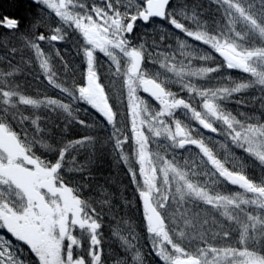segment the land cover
Returning a JSON list of instances; mask_svg holds the SVG:
<instances>
[{"label":"snow or ice","instance_id":"obj_1","mask_svg":"<svg viewBox=\"0 0 264 264\" xmlns=\"http://www.w3.org/2000/svg\"><path fill=\"white\" fill-rule=\"evenodd\" d=\"M220 4L224 10L227 20V27L235 32L237 22L244 23L248 29L254 33L264 44V0L260 2V8L257 9L254 4L244 3L242 0H214ZM46 6L60 24H71L83 37V54L86 58V84L81 85L79 92L84 99L90 103L101 115L106 117L107 123L112 127V138L115 148L120 152L121 158L127 163V156L123 153V146L133 140L138 145V164L140 177L143 180L146 190L138 189L141 197L142 206L145 211V220L148 225V231L156 234L157 239L153 241L152 247L156 255L164 264H178L177 254L183 253L177 239L164 223L160 236L152 226L153 215L164 221V216L159 212L161 208H167L169 201L180 204L185 196L199 200L210 208L223 207L225 211L222 215L229 222V228L235 224L239 233L238 243L247 247V239L250 232L260 231L264 233V213L253 215L245 212L242 206L252 205L255 208L264 209V182H253L242 170L229 168L220 160L211 144L210 138L203 135L202 130L215 133L230 138L231 142L242 148L245 152L255 157L261 164H264V123L256 118H246L240 120L237 116L221 107V101L229 98L233 94L240 93L247 87L244 83H234L231 85H220L217 87L206 88L199 87L194 81L197 78L203 79L209 74L218 71V67L196 66L193 62L199 60L213 59L211 56H197L193 50V45L189 40L199 42L210 47L215 53L222 57L223 64L229 69H239L245 73H250L255 79L253 82L264 86V68L257 69L253 66L252 60L264 59V46L245 49L238 52L239 45L227 39L222 40L204 27L197 24L190 26L184 22L188 19L187 14L183 13L184 19L178 18L177 14L170 12V0H163L158 10L149 12L146 7L148 0H128L127 3H121V0H105L102 6L93 4L91 7L81 3L79 7L83 12H75L76 5L73 0H37ZM182 11V10H181ZM148 14H145V13ZM152 17L161 19L167 18L169 23L177 30L182 32L186 39H176V47L172 51H157L154 54L146 51L145 44L141 43L135 47L131 46L128 40V34L132 33L137 20L148 22ZM20 21L11 15L0 13V28L6 29L7 33L3 39L5 48L11 45V39L16 38L23 42L26 49H30L35 58V72L42 75L47 84L64 93L57 83L58 73L52 62V56L41 46V42L53 44L64 40V33L61 27H52L44 20L38 19L31 25V35L18 33ZM38 28H44V32L37 33ZM9 34H13L10 36ZM240 36L239 32H236ZM165 37L161 36L163 40ZM156 44V41H153ZM171 47V46H169ZM109 48L117 50V55L109 54L114 70L111 75L119 78V82H112L114 93L122 99L121 90H126V101L123 102L126 111L123 113V119L113 121V116L108 111V104L104 102L103 93L97 91L100 83L97 82L98 72L95 66V52L97 50L105 51ZM12 53H17L15 46H10ZM57 57L63 62L59 49L53 46L52 49ZM179 54V59L177 58ZM147 55L148 59L158 64L162 69L171 73L176 78V83L181 86V91H186L187 96H181L178 93L167 90L164 81L159 74L150 76L144 68L143 61ZM121 57L124 58L122 64ZM3 60V57H0ZM30 62V61H28ZM31 63V62H30ZM64 69L68 65L64 64ZM21 72L17 64L9 63L7 69L0 68V97L3 103L9 107L16 108L19 105L25 107L38 108L47 103L54 105L57 100L51 96L42 98H33L24 92L19 91V84L15 83L14 77ZM141 77H143L141 79ZM127 81V83H126ZM134 81H136L134 83ZM142 86V87H141ZM149 94L159 104V109H150L146 100L141 98L139 91ZM67 107V105H65ZM264 107V105H262ZM186 110L190 120L195 121L198 127L185 124L179 119H175V113L178 110ZM252 119L254 122H249ZM126 122V123H125ZM84 124V121H80ZM219 123V127L217 124ZM37 125V121H32ZM123 124L130 132L125 134L121 132L120 125ZM37 130H40L37 125ZM119 133V135H118ZM164 137L171 142L173 148L185 149L187 146L194 147L197 151L191 153L199 160L200 164L210 168L213 175L219 179L238 185L244 190V193H252V198L247 199L241 193L231 195H216L194 183L186 170L189 167L188 159H184L183 165L178 163L176 156H169L167 153L161 155L159 152H152L151 145L157 138ZM90 140L85 136L80 140L71 141L66 149L59 153L56 167H60V162L64 159L68 148L83 144ZM155 156V159H153ZM147 162V163H146ZM148 165H151L149 172ZM195 166V161L193 165ZM133 183H137V173L134 169H128ZM194 174V173H193ZM161 183L166 186L165 191L161 193ZM160 194V200L152 206V193ZM179 196V199H177ZM228 207L240 209L244 212V220L239 216H233L228 211ZM187 212V209H185ZM185 212L181 213L183 218ZM198 214L193 213L191 219L184 221L186 229L196 228L199 222ZM200 223H207L206 220ZM94 229L98 230L101 225L94 223ZM229 228L220 225V231L214 233L215 236L227 241L231 239L232 233ZM180 237L185 235L184 231L179 232ZM97 245L100 241L96 240ZM19 249L17 250V246ZM134 246L128 245L129 249ZM27 251L31 257V264H45L44 256L37 246L26 239H22L16 233L10 231L7 227L0 224V264H25L20 255ZM185 256L195 257L192 264H233L236 258V249L230 246L213 247L199 249L197 253H183ZM103 249L99 251L93 247L89 252L88 264H103ZM211 255V259H209ZM229 255L233 259H228ZM259 264H264V256H256L251 253ZM65 264H86L85 257H75L71 252L62 254ZM139 253L132 255V260L138 261ZM239 264H247L243 256L240 257Z\"/></svg>","mask_w":264,"mask_h":264},{"label":"trees","instance_id":"obj_2","mask_svg":"<svg viewBox=\"0 0 264 264\" xmlns=\"http://www.w3.org/2000/svg\"><path fill=\"white\" fill-rule=\"evenodd\" d=\"M244 3H251L254 4L257 9L260 8V2L261 0H242ZM97 3L96 6H102L105 3V0H85V4L89 7L93 4ZM121 3H124L123 0H121ZM195 10V16L199 17L204 15H208L207 13H210V17L213 18V22H219V21H225V18L221 14L223 12V9L220 7V4L215 3L214 0H172L171 5L169 6V11H173L179 14L180 19H184L183 13H186L187 16H191V10ZM39 4L37 5H31L30 3L24 1V0H0V13L5 15H11L15 19L20 21L17 32L20 31H31V25L38 19H42L45 21V23L50 24L52 27L61 26V24L58 22V18L52 15L51 12L41 9V12L39 11ZM182 10V11H181ZM188 19H184V22L186 24L189 23L187 21ZM190 25V24H189ZM210 25V24H209ZM155 31H153V29ZM28 29V30H27ZM151 29L152 31L149 32L147 30ZM44 28H38L37 33L44 32ZM7 33L6 29L0 28V40H2L1 36H4ZM72 33V30L71 32ZM72 37L70 38L69 42L61 41L58 44H48L50 45V50L48 53L55 59V63L59 66L61 64H67L68 65V79L75 80V83L78 85H84V81L86 80V70H87V63L86 58L83 54V48L82 43L83 40H79V37L70 35ZM153 35H152V34ZM28 34V33H27ZM176 34V36H175ZM10 35V34H9ZM29 35V34H28ZM161 36H164L165 38L163 40L160 39ZM186 39V37L183 34L176 33L172 30L171 26L168 24V19L165 18L163 21H151L148 25H142L137 24L135 26V29L131 34H128V40L131 44V46L135 47L141 43L145 44L146 51L149 53H155L157 51H172L176 47V39ZM153 41H156V44L150 46L149 43ZM13 42V41H12ZM189 43L193 45V50L195 51L197 56H211L213 59L209 60H196V66H208V67H217L220 65V63H214L216 60V57L214 56V53L205 45L199 43L190 41ZM15 45V44H14ZM19 45H22V43H19ZM43 45V44H42ZM53 46L56 49H59L60 55L65 59H63V62H61L60 58L57 57L54 53ZM171 46V47H169ZM80 47V48H79ZM84 47V46H83ZM24 52L19 53V56L16 57L14 53H9V59L4 61L5 66H9V63L11 64H17L21 68V72L25 73L24 78H20V80H23L26 83H29L30 81H36L35 83L43 85L44 77L42 75H38V73L35 72L36 66L35 64V58L31 55L29 50H24ZM53 51V52H51ZM99 52L95 53V64L96 68H98L99 71V80L102 84L106 86V91L110 93V91L113 92L112 88V82H119V78L117 79L113 75H109L110 71H112V64L106 57L103 56V54H98ZM29 54L32 57V61L29 58ZM33 54V53H32ZM26 57V58H25ZM177 58L179 59V54L177 53ZM99 60V61H97ZM2 61V60H0ZM28 61H30L28 63ZM151 62L147 55L144 59V68H146V65ZM153 68L156 69V64L152 63ZM25 66L27 69L25 71ZM223 75L225 74V71L222 69ZM230 74H237V73H230ZM109 75V76H108ZM150 75V74H149ZM213 75L215 76V72L209 74V77ZM153 76V75H151ZM237 76V75H236ZM246 82V81H245ZM248 82V81H247ZM205 86L206 84H199L198 86ZM108 87V88H107ZM259 87H255L252 85L250 88L241 91L238 96H231L230 99L227 102H224L222 107L225 111L231 112L233 115L237 116L240 120H245L246 118H256L259 120V122L264 123V92H262V89H258ZM43 87L41 86L40 91H36L37 97L42 98L41 95ZM25 92V91H24ZM111 92V93H112ZM63 94V93H61ZM36 94L32 95L35 96ZM47 96H50L47 94ZM55 96V95H54ZM53 97V96H51ZM53 98H56L53 97ZM63 99V98H62ZM65 100V99H63ZM77 109L79 108L78 105L75 106ZM84 110L80 111L78 109L77 115V122L78 124L75 126L73 125V122H70L67 120V123L65 125H70L68 129L65 131L62 130L61 132H54L51 137V139H54L57 141V143H66L71 142L75 140H80L85 136L96 138L100 135L99 139H96L95 142H92L93 139H90V141L87 143L90 145L88 148V153L82 158H73L71 155L66 157V160L74 159L76 163H72L70 166L71 168H76L79 166L80 162L79 160L89 159L88 165L80 170L75 169L72 171V173L68 171L64 172L65 169H63L62 172L63 176H59V178L70 185L72 188V191L74 193V196L77 198H80L81 196L86 198V194L84 193V188L88 189H94L95 190V196L97 195V188L99 189V193L97 195V198L101 201L103 195H107L108 201H111L112 204L114 203L113 207L110 208V211H115L116 214H120V216L116 217L117 220H119V223H112L111 226H108L110 222L108 220H104L105 224L99 228V230L95 231V239L100 241V244L97 245V251L102 247L103 249V255H102V261L103 264H164V262L160 259L159 256L156 255L155 251L153 250L152 243L154 241V237L149 236L147 229L145 228V219L143 218V208L141 203V197L139 196L138 189H139V178L137 176V183H133L132 178L129 174L128 169L132 168L135 170L134 167L128 166V161L125 163V161L116 159L115 162H113V159L116 157H119L118 153L116 152V148L114 146V140L112 138L113 129L111 126H109L107 123L103 122L101 118L95 113V111L92 108H88L87 106H83ZM0 109V123L5 124L7 129L13 133L16 137V134H19L18 140L21 141L24 144H26V140L29 139L28 136L24 135L23 138L20 135L23 132H18L17 128H15L11 124V117H9V120L7 119L9 115L5 114ZM27 113L26 111L24 114ZM177 119V118H176ZM179 120L184 122L185 124H189L193 127H198L195 121L190 120L189 115H184L182 117H179ZM80 121H84V124H81ZM249 122H254L252 119H249ZM99 125L98 129L96 127ZM121 132L125 134L128 133V129L121 124ZM219 123L217 124V127H219ZM63 126L59 127V129H62ZM203 131V135L205 137L210 138L209 143L211 144L213 150L216 153V156L222 160L227 167L229 168H236L239 170H242L245 172V174L255 183H262L264 182V164H261L255 157L250 155L249 153L245 152L242 148H238L234 151V147L231 146L229 142H225V137H222V135H218L211 132H205ZM119 135V134H118ZM130 135V134H129ZM27 137V138H26ZM222 137V138H221ZM25 138V139H24ZM46 138H49L48 135H46ZM25 140V141H24ZM49 140L46 139V142ZM131 139L128 143H126V146H129V149L132 150V143ZM227 141V140H226ZM158 144L155 148L153 145L151 147H154L158 150L159 153H163V149L167 147V145H171V142L165 139L164 137L157 138L156 141ZM154 143V142H153ZM50 144V142L48 143ZM172 146V145H171ZM189 149H191V153H195L197 150L192 146H187L185 149H176L177 151L175 153L169 154V158L171 156H176V160L184 161L185 158L189 161V167L186 169L189 170H195L198 167L199 160L196 159L194 156L188 155L191 154ZM153 151V153H154ZM49 152V151H48ZM39 154V152L37 153ZM180 154V155H179ZM187 154V157L185 156ZM40 157V156H39ZM42 158V157H40ZM45 162H47L48 167H54L53 164L56 160H53V158L48 154L45 156ZM193 160H190L192 159ZM127 160H129L127 158ZM192 163H191V162ZM193 161H195V166L193 165ZM74 162V161H73ZM79 163V164H78ZM180 163V162H179ZM192 166V167H191ZM77 171H80L79 173ZM136 171V170H135ZM209 173H211V169L208 168ZM84 177L86 179H84ZM212 183V182H210ZM217 183V181H216ZM227 185L224 186L223 183H218L216 185L213 183L211 187H209L210 194L215 193V189L218 188L219 191L222 189L225 190H232L234 188V185L229 184L226 182ZM107 185L110 187V191L107 190ZM97 187V188H96ZM235 189V188H234ZM106 190V191H105ZM80 191V192H79ZM90 191V192H91ZM102 191V192H101ZM228 191V192H229ZM239 191L241 189L239 188ZM79 192V193H78ZM216 195V194H214ZM106 198V199H107ZM185 201L183 200V203ZM182 204V203H180ZM244 208L245 212L251 213L253 215H261V212L258 211V208L253 207L252 205H245L242 206ZM177 208L181 209L182 212H185V209H188L187 205L182 206H176ZM227 210L231 215L233 216H239L241 220H244V212L240 211V209H230ZM178 211V210H177ZM193 211L190 216H187L186 218L191 219L192 214L196 213L198 214V223H200L202 220H206L207 223L198 224L196 228H191L192 232L189 229H186L184 226V217L180 218L179 226L177 227L179 231H184L185 235L181 238H177L178 233L175 231V225L174 222L177 224V219L173 217V213H170L169 219L165 217L164 215V221L163 224H167V228L172 232V235L177 239V242L179 243L180 247L183 249V253H197L199 249H201L204 244L203 243H209L211 239L207 240V235L201 237L202 232H204L203 229H208L210 231L215 230H221L220 225L223 224L225 228L229 226V222L225 219V217L222 215L223 211H220L219 213L211 210L209 214L202 211L199 206L196 205V208H193ZM175 214V213H174ZM201 215H204L201 217ZM101 220V218H100ZM114 220V219H113ZM126 223V231L124 229L119 228L118 225H122ZM233 226V227H232ZM118 232L122 233L123 236L121 237ZM229 230L232 233L231 239H233L236 234L238 233L237 227L235 224L231 225ZM131 231L136 234L135 238L132 239V235H128L131 233ZM177 233V234H176ZM206 232H204L205 234ZM209 233V231H208ZM257 235L254 236L255 240L261 239L262 242L259 243L260 250L253 249L249 244V250L254 252L256 255L257 253L259 255L264 256V237H260L262 234L260 231L256 232H250L249 235ZM176 234V236H175ZM127 237V238H126ZM132 239V241H131ZM206 239V240H205ZM219 241L217 243H220V237L217 236ZM230 242V240H227ZM201 244H203L201 246ZM128 245L134 246L132 249L128 248ZM252 245V244H251ZM195 251V252H194ZM134 253L140 254V259L138 261L132 260V255ZM183 253L177 254V260H183L185 255ZM193 257V256H190ZM195 258V257H193Z\"/></svg>","mask_w":264,"mask_h":264},{"label":"rangeland","instance_id":"obj_3","mask_svg":"<svg viewBox=\"0 0 264 264\" xmlns=\"http://www.w3.org/2000/svg\"><path fill=\"white\" fill-rule=\"evenodd\" d=\"M77 1L78 2H77V4H75L76 7L73 9V11L83 12L84 9H81L79 7V5L81 3H85V0H77ZM123 2L127 3L128 0H123ZM88 5H90V4H87L86 6H88ZM96 5H97V3H96ZM39 8H40V10H39L40 12H41L42 8H45L46 10H48V8L41 3L39 5ZM49 12H51V11H49ZM170 12H173V11H170ZM194 12H195V10L192 9L191 10V16H187L188 17L187 21H189L188 24H190V26H196L197 24H199L200 26L204 27L207 31H209V32H211L217 36H220L222 40L227 39L229 41L235 42L237 45H239V48L237 49L238 52H243L245 49L250 50L254 47L264 46V44L261 43L260 39L254 33H252L248 29L247 25L244 23L237 22L235 24V32L230 30L229 27H227V20L225 18L224 10L221 14V17L223 16L225 18L226 22L219 21L218 23L213 22V18L210 17L211 16L210 13H207L208 15L203 14L199 18V17L195 16L196 12L195 13ZM52 14H53V16H55L54 13H52ZM174 14H177V16L179 18L178 13L174 12ZM168 24H169V26H171V28L174 32L183 34L179 30L175 29L169 23V20H168ZM59 27H61L63 30V33H64V40L63 41L64 42H66V41L69 42L70 38H72L69 36V33L71 32V30H72V33H70V35L73 36V34H74V36H76V39L78 36H80L79 40H83L82 35L71 24H61V26H59ZM147 31L151 32L152 30L149 29ZM153 31H155V29H153ZM236 32H239L240 36H237ZM18 33H25V34L28 33L29 35H31V31H29V30L28 31H20ZM12 35L13 34H10V36H12ZM175 36H176V34H175ZM3 37L4 36H1L2 40H0V57H3V60L0 61V68L7 69L8 66H5L4 61L7 59L10 60L9 53H12L10 50V46H15L18 49L17 53H14L16 55V57L19 56V53L24 52L23 49L25 50L26 48L24 47L23 42L19 41L16 38H12L11 39V45L9 46V48H5V41H4ZM190 41H192V40H190ZM19 43H22V45H19ZM53 43L58 44L59 42H53ZM149 44L153 48L154 44H152V42ZM41 46L43 48H45V51L48 53V51L50 50V45L46 44V42H41ZM83 46L84 47L86 46L84 44V40H83L81 48H83ZM206 47H208V46H206ZM208 48L214 53V56L216 57V60L214 63H220V65L217 66L218 71L215 72V76L211 75L210 77L207 76L203 79H200V78L195 79L194 82L197 85H199V84L201 85V83L206 84L205 86L203 85L200 87L212 88V87H217L220 85H231V84L238 83V82H245V81L249 82V81H253L255 79L250 73H245L239 69L227 68L226 65L223 64L221 58L219 57V54L215 53L214 50H212L210 47H208ZM26 50H29L31 55L34 58V54H32L33 52L30 49H26ZM51 52H53V51H51ZM96 52H99V50H97ZM98 54H101V52H99ZM31 55L29 54V58L32 61ZM104 57H106V56H104ZM96 58H97V56L95 57V59ZM106 58L109 59L108 57H106ZM63 59H65V57ZM97 61H99V60H97ZM109 61L111 62L110 59H109ZM121 61L123 64V62H124L123 57H121ZM52 62H53L54 66L57 70L58 77L61 80H69L70 81V79H68V77H69L68 72H67V70L64 69V64H61L59 66L58 64L55 63V59H53V57H52ZM193 63L195 65H197L196 60ZM111 64H112V62H111ZM252 64L257 69L264 68V59L253 58ZM95 66H96V64H95ZM27 67H29V66H25L23 71H25L27 69ZM111 69L114 70L113 65H112ZM222 69L225 71L224 75H223ZM96 70L99 71L98 68H96ZM145 70L147 71L148 74H150V76L151 75L155 76L156 74H159L160 78L164 81V86L166 87L167 90L178 93L181 96H187L186 91L182 92L181 86L178 83H176V78L171 73L167 72L165 69H162L158 64H156V69H155V68H153V65L151 64V62H149L148 65H146ZM230 73H237L236 74L237 76L235 74L233 75ZM109 75H110V73H109ZM24 77H25V73H23V72L18 73V75L14 77L15 83L19 84V91H21V92L25 91L24 93H26L27 95H30V96L36 94L35 96H32L33 98L39 99L37 97V95H39V94H37L36 91H40V88L42 86L43 87V89H42L43 95H41L42 97L47 96V94H49L50 96H53V97L56 96V98H59V99L63 98V99H65L66 102L70 99L67 96V94H65V93L61 94L62 92L60 90H58V89L54 88L53 86L47 84L46 80H44L43 85H41L40 83L39 84L35 83L36 81H30L29 83H26L23 80H20V78H24ZM116 78L118 79V77H116ZM84 84H86V80L84 81ZM253 85L255 87H259L258 89H262V92H264V86H260L258 84H253ZM111 92L112 91H110V94H111ZM138 94L141 96V98L146 100L150 109H157V110L159 109L160 106H159L158 102L155 101L154 98L149 97L142 90L139 91ZM238 94L239 93L233 94L232 96L235 97V96H238ZM121 96H122V101L123 102L126 101V90H123V89L121 90ZM230 97L220 102L221 107H222L224 102L231 100ZM76 105L79 106L78 109L80 111L84 110L83 106H85V107L87 106L88 108H92L95 111V113L99 116V118H101V120H103V122H105V124L107 123L106 119L103 118V116L95 108H93L91 105H89L86 101H76L75 106ZM51 107L52 106L44 107L43 105H41L38 108H32L30 106L25 107L23 105H19L16 108H12V107H9L8 105H5L3 103V98L0 97V109H2L1 111L4 112L5 114L9 115L7 118L8 120H9V117H11V121H12L11 124L15 128H17L18 132H23L20 134L22 136V138L24 135L28 136V138H29L26 140V142H25L26 144H24V146L22 145L24 151L27 152V154L29 155L30 158H32L33 160H37L39 165L43 166L44 167L43 169L46 172L53 174L55 171V175H57L59 177V176H63V173L66 171H68L67 174H69V172L72 173V171H74L75 169L80 170V167H81V169H83L84 167H86L88 165L87 163L89 162V159L87 158L84 160H79L82 162H80V164L78 163L79 166H77L76 168H71L70 165L72 163H76V162L74 159L66 160V157L71 155L73 158H75V157L76 158H79V157L82 158V156H84L88 153V148L90 147V145L87 143L90 140H88L87 142H85L83 144L76 145L73 148H68L67 153L64 156V159L60 162V167L57 168L56 163H57V160L59 158V153H60L59 149H60V147H66L67 148L68 142L57 143V141H55L54 139H51L50 136H52L55 131L61 132L62 130L65 131V129H68L70 127V125H68V126L65 125L67 123V120H69L70 122H73L74 123L73 125L76 126L78 124V122L76 121L78 118L75 121H71L70 118L66 116V114L60 112L59 110L53 111V110H51ZM25 111L27 113L24 114ZM124 111H126L125 108H124ZM185 111L186 110H183V109L178 110L174 114L175 119L176 118L179 119V117L184 116ZM26 117H27V119H26ZM37 117H39V120L37 121V125L39 126L40 129H42V131H40L39 133L37 132V125H33L31 122L32 120H36ZM61 126H63V128L59 129V127H61ZM120 126H122V125H120ZM98 127H99V125L96 127V129H98ZM5 128L7 129L6 126H5ZM8 132L11 133L9 130H8ZM128 133L130 134L129 130H128ZM46 135H48L49 138H46ZM93 136H94V134H93ZM99 137H100V135L98 137L94 138L92 142H95L96 139H99ZM222 137H225V139L227 140V141L225 140V142H229L231 144V146L234 147V151L237 150L238 148H240L237 145L233 144L231 142L230 138H227L226 136H222ZM46 139L49 141L46 142ZM49 142H50V144H48ZM131 143L133 144L132 145L133 149L130 150L129 146H126V144H125L123 146V153L129 159V160H127L128 166L130 165V166L134 167L136 170L137 176L139 178V189L146 190L144 188V183L140 177V172H139L138 151H137L138 145L135 144V142L133 140L131 141ZM50 145H54L55 148H53ZM152 145L155 148L157 147V149H158L157 142L152 143ZM31 146H34V147H31ZM154 147H151L152 152L154 151ZM161 148H162V150H160V151H163V153H160L161 155H163L164 153H167V155L169 156V154L175 153L177 151L176 148H173L171 145H167V147H165L164 149H163V146ZM38 152H39V154H37ZM116 152L118 153L119 157H116L115 159H113V162H115L116 159L124 161L121 158V154L117 149H116ZM156 152H158V150L155 149L154 154ZM48 154H50V156L53 158V160H56L53 164L54 167H48L47 163L45 162V159H46L45 156H47ZM188 155H191V154H188ZM39 156L42 158H40ZM185 156L187 157V154ZM153 159H155V156H153ZM190 160H193V158ZM43 162L46 164H44ZM179 162L181 165H183L182 160ZM148 167H149V172H151V165H148ZM63 169H65L64 172H62ZM74 172H76V171H74ZM77 172L79 173L80 171H77ZM188 172H189L190 178L192 179V181L194 183H198L201 187L206 188L207 190H209V187H211V185L213 183H215L216 185H218V183H223L224 186L227 185L226 181H224L223 179H219L218 177L214 176L212 172L209 173L208 167H206L203 164H200V162L198 164V167L195 170H189ZM84 179H86V178L84 177ZM44 181H51V178H50V180L48 178H46V179H44ZM216 181H217V183H216ZM210 182H212V183H210ZM212 186H214V185H212ZM160 187H161V193H163L165 191L166 186L163 185V183H161ZM234 188L230 191L227 190V188H226V192L223 189L221 191H219V189L216 188L214 194L219 193L221 195H231L234 193H241L244 196V198H247V199L252 198V193H244V190L241 188H240L241 191H239V187H237V186H234ZM58 190H59V186L55 185V187H53V189L50 192H48L45 189V193H44L45 207L49 211V222L46 221V219L44 218L43 228H42V234L44 236V239L46 238V241L48 243V249H49V252H41V254L44 256L45 264H65V260L62 258V254L65 252H71V254L75 257H81V256L85 257L86 264H88V260L90 259L89 258L90 250L93 247H95L97 250L96 239H95V236H96L95 231H97V230L94 229V227H93L94 223H99L102 227L105 224L104 220H108L110 222V224L108 226L112 227L111 226L112 223L120 224L119 220L116 219V217L120 216V214H116L115 211L114 212L110 211V208L113 207L114 203L112 204L111 201H108L107 195H103L101 201L97 198V195L99 193L98 188H97V195L96 196H95V193H96L95 190L92 189V191H91V189H88V188H84V190H83L84 193L86 194L85 195L86 198H84L82 196L80 198L73 196V199L76 198V200H78V204H74L73 207L63 203ZM107 190L110 191V187L108 185H107ZM0 196H1V194H0ZM4 199H6V198H4V197L0 198V210H2V211H4L6 209V206H7V203L5 202ZM177 199H179V196H177ZM159 200H160V194L153 192L152 193V201H151L152 206L155 207L156 202H158ZM184 201H185L184 203L182 201L181 202L182 204H179V205L176 204L174 201H169V206L167 208L159 209V212L162 213L163 216L165 215V217H167L168 219L170 217L171 212L173 213V217H175V219H177V217H178L177 224L175 222L173 224V225H175V228H176L175 231L178 234H179V232H181V231L178 232L179 229L177 227L179 226V221L181 218L180 216H181L182 211L179 208H177V210H178L177 211L175 209L176 206H182L184 204L188 206L189 210L187 212H185V214H186L185 218L187 216H190L191 213L194 212L193 208H196V205L199 206V208L207 214H209L211 210L215 211L216 213L217 212L219 213L220 211H223V212L225 211V209L223 207L210 208L208 205L204 204L203 202H201L199 200L193 199L190 196H185ZM18 207H19V205H18ZM229 208L232 209L233 207H229ZM17 209H19V208H17ZM233 209L236 210V208H233ZM227 210H229V209L227 208ZM33 211L35 212L34 207H33ZM258 211H260L261 214L264 213V209L258 208ZM30 212L31 211H29L28 213L30 214ZM24 213H25V210H22V211L18 212V215H20L23 218L26 217L27 220H30L32 223H35L37 221L42 222V220L39 219V216L36 213L33 217L34 220L31 219L30 215H27ZM75 216H77V218H78L77 223L74 221ZM203 216L204 215H201V217H203ZM204 217H203V219H205ZM100 218H101V220H100ZM143 218L145 219V213L144 212H143ZM37 219H39V220H37ZM186 219H188V218H186ZM186 219H184V220H186ZM203 221L204 220H202L201 222H203ZM145 222H146V220H145ZM198 224H202V223H198ZM198 224H197V226H199ZM37 225L42 227L41 223L37 224ZM118 226H119V228L124 229V231H126L125 230L126 229L125 227L127 226L126 223H124L122 225V227H121V225H118ZM145 226H146L145 228L147 229V232L149 233L148 235L154 237V240H156L157 235L150 233L148 231L147 222L145 223ZM162 227H163V224L157 225L155 227L156 232L160 236H162L164 234L161 231ZM227 228H229V226H227ZM203 230L206 233L204 234V232L201 231V233H202L201 237L207 235V240L211 239L210 241H212V242L203 243L204 246L202 248H208L210 245L213 247L230 246V247L236 249V258L234 259L233 264H239V260H240L241 256H243L244 260L247 261V264H259V262L256 259H254L252 257V255H250L252 253V251L249 250V244L253 249H256V250L261 249L259 247L260 246L259 243H261L262 240L261 239L255 240L254 236L255 237L257 236V235H255V233H254V235L248 236V239H247V245L248 246L245 247L244 245L238 243L239 233H237L233 239H230V242L225 241V240L221 239V237H220V243H217L219 240L216 239L217 236H215L214 233H216L220 230H218V229L215 231H210L208 229H206V230L203 229ZM190 231L192 232L191 228H190ZM208 231H209V233H208ZM117 232H118V230H117ZM118 234H120L121 237H124L123 232L122 233L118 232ZM176 234H175V236H176ZM128 235H132V239H133V238H135L136 234H134L131 231V233H129ZM260 237H264V233H262L260 235ZM177 238L179 240V238H181V237L178 235ZM70 239L72 240V244H70L68 242ZM132 239H131V241H132ZM203 244H201V246ZM62 248H64V252L60 251V250H63ZM211 258H212L211 255H209V259H211ZM228 259H233V257L231 255H229ZM193 260H194L193 257L185 256L183 260L179 259L177 261H178V264H192ZM69 264H73V262H69Z\"/></svg>","mask_w":264,"mask_h":264},{"label":"flooded vegetation","instance_id":"obj_4","mask_svg":"<svg viewBox=\"0 0 264 264\" xmlns=\"http://www.w3.org/2000/svg\"><path fill=\"white\" fill-rule=\"evenodd\" d=\"M77 2H78L77 0H73L74 4H77ZM137 24H140V22H137L135 26ZM1 129L7 135L10 136L13 135L9 133L5 127H1ZM17 141L21 148V152H19V154L12 155L0 148V194H1L0 198L1 197L6 198L4 200L7 203L6 209L4 211L0 210V224L4 226L3 218L5 217L16 220L19 224V228L18 230H14V229L11 230L12 232L16 233L22 239H25L27 230L29 229L30 231H33L34 234L38 236V239L31 243L35 244L41 252H49L48 243L46 241V238L44 239V236L42 234L44 218L46 219V221L49 222V211H47V209L39 210L38 204L34 201L32 197H29L27 193H25V191H23L21 187L18 186L17 183H15L12 176L15 177L17 176V174H21V175L31 174L32 189L42 197L44 204H45V198H44L45 189L48 192H50L53 189V187H55V185L59 186L58 191L60 193V197L64 204L73 207L74 204H78V200H76V198L73 199L74 193L70 185H68L67 183L62 181L57 175H55V171L53 174L46 172L43 169L44 167L39 165L37 160H33L32 158H30L27 152L24 151L22 147L23 143L18 139ZM45 177L48 178L49 180L51 178V181H44V179H46ZM33 207L35 208V212L33 211ZM22 210H25L24 214L30 215L32 220H34L33 217L36 213L39 216V219L42 220V222L37 221L35 223H32L30 220H27L26 217L25 218L21 217L20 215H18V212ZM29 211H31L30 214L28 213ZM76 219L77 216L74 217V220ZM40 223L42 224L41 225L42 227L37 225ZM18 249H19V245L17 246V250ZM62 249L63 250L60 251L64 252V248ZM20 258L25 261V264H31V257L29 256L27 251L23 252L20 255Z\"/></svg>","mask_w":264,"mask_h":264},{"label":"clouds","instance_id":"obj_5","mask_svg":"<svg viewBox=\"0 0 264 264\" xmlns=\"http://www.w3.org/2000/svg\"><path fill=\"white\" fill-rule=\"evenodd\" d=\"M99 52L103 53V55L106 57H108L109 54H111L112 56L117 55V50L113 49V48H109L107 50V52L100 51V50H99ZM113 76H114V74H113ZM142 78L143 77H141V79ZM97 82L100 83V87L97 91L103 93L104 102L108 104V111H110L112 113L113 121L115 122L118 120H122L123 119V113H124V104H123L122 99L119 96H117L114 93V91L111 94L108 91H106V86L100 82L99 75L97 77ZM135 82L136 81H134V83ZM57 83H58L59 87L64 90V93L67 94V96L70 99L66 102L65 100L55 98L57 100V103H55L54 105H49L47 103H44L42 105L44 107L52 106L51 110H53V111L59 110L60 112L66 114V116L69 117L71 121H75L77 119L76 113L78 112V109L75 107V102L76 101H86L87 102V100L84 99L83 96L79 92L81 85L76 84L75 80H71V81L61 80L59 77L57 78ZM126 83H127V81H126ZM238 83H244L247 85V87L245 89H242V91L250 88L253 84H255L253 81L238 82ZM88 104L91 105L90 103H88ZM65 105H67V107H65ZM103 118L106 119V117H104V116H103ZM26 119H27V117H26ZM38 120H39V117H37L36 121H38ZM107 124L109 125V123H107ZM0 127H5V124L0 123ZM40 131H42V129L37 130L38 133ZM16 135H17V138H19V134H16ZM90 139H94V138L90 137ZM50 146L55 148L54 145H50ZM31 147H34V146H31ZM63 149H66V147H60L59 150L61 151ZM257 256L259 257L261 255H259L257 253Z\"/></svg>","mask_w":264,"mask_h":264},{"label":"water","instance_id":"obj_6","mask_svg":"<svg viewBox=\"0 0 264 264\" xmlns=\"http://www.w3.org/2000/svg\"><path fill=\"white\" fill-rule=\"evenodd\" d=\"M25 1L29 2L30 4H35L37 2V0H25ZM162 2L163 0H149L146 7L148 8L149 12L158 10ZM170 3H171V0H170ZM145 14H148V13L146 12ZM150 20H163V19L159 17H152L150 18ZM137 21H141L143 24H147L149 22V21L144 22L143 20H137ZM221 59L223 58L221 57ZM0 148L12 155L18 154L20 152L17 140L10 135H6L5 132L1 130V128H0ZM12 178L15 181V183H17L18 186L21 187V189L25 191V193H27L29 197H32L33 199H35V201L38 203L39 208L44 207L41 197L37 193L32 192V175L31 174H27V175L17 174V176L15 177L12 176ZM152 215L154 217L152 226L155 228L157 225H162V222L159 220V218L156 217L154 213H152ZM3 223H4V227H7L10 231L13 229L18 230L19 228L18 222L14 219L5 217L3 218ZM37 238L38 236L35 235L33 231H30L29 229L27 230V234L25 238L26 240L30 242V241L36 240ZM69 241L71 243V239Z\"/></svg>","mask_w":264,"mask_h":264}]
</instances>
